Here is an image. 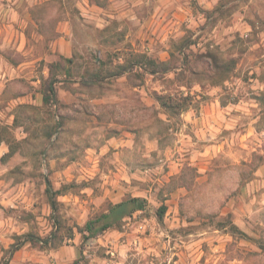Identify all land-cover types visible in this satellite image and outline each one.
<instances>
[{
	"label": "rangeland",
	"instance_id": "1",
	"mask_svg": "<svg viewBox=\"0 0 264 264\" xmlns=\"http://www.w3.org/2000/svg\"><path fill=\"white\" fill-rule=\"evenodd\" d=\"M130 197L146 207L85 230ZM255 240L264 0H0V264H264Z\"/></svg>",
	"mask_w": 264,
	"mask_h": 264
},
{
	"label": "trees",
	"instance_id": "2",
	"mask_svg": "<svg viewBox=\"0 0 264 264\" xmlns=\"http://www.w3.org/2000/svg\"><path fill=\"white\" fill-rule=\"evenodd\" d=\"M61 58L65 59L66 61H71L70 57H64L61 56ZM149 64L152 66H156L157 64H163L162 62H155L151 58L149 59L145 55H135L134 59L131 61H128V67H138L142 70H146V66ZM163 72L165 70H162ZM157 71L155 69H150L149 73L153 74ZM122 74V72L120 73ZM120 74H114V75H120ZM89 77V80H97L98 76L90 75V76H83L82 78L84 80H87ZM58 81V79L55 78H49L47 84L45 87H43V103L47 104L49 100H55L57 101L56 91L54 89V83ZM176 94H166V93H156L155 99L157 100L158 104L162 109H164L167 114H175L176 112L182 111L187 106L186 98L179 96ZM257 167L252 168V171H255ZM147 203L146 200L142 197H130L127 199H123L119 202H116L114 204H111L106 211L102 212L98 216L89 219L85 223V230L90 234H96L97 232L106 230L108 228L118 226L121 222V220L130 215L135 210H143L146 207ZM164 211V207H161L159 209V215H161ZM230 226L232 230L245 235L240 229L237 228V226L234 223H230ZM258 247L262 250H264V240H255Z\"/></svg>",
	"mask_w": 264,
	"mask_h": 264
},
{
	"label": "crops",
	"instance_id": "3",
	"mask_svg": "<svg viewBox=\"0 0 264 264\" xmlns=\"http://www.w3.org/2000/svg\"><path fill=\"white\" fill-rule=\"evenodd\" d=\"M63 43H64V42H63L62 40H59V41H58L59 46H61V48H60V49L58 48V50H59L63 55H65V56H69V51L67 50L66 46L63 45Z\"/></svg>",
	"mask_w": 264,
	"mask_h": 264
}]
</instances>
